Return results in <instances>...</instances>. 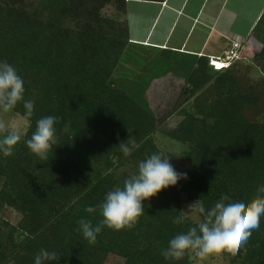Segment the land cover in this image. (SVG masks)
<instances>
[{
  "label": "trees",
  "instance_id": "1",
  "mask_svg": "<svg viewBox=\"0 0 264 264\" xmlns=\"http://www.w3.org/2000/svg\"><path fill=\"white\" fill-rule=\"evenodd\" d=\"M133 1L165 2L0 0V61L16 68L24 99L34 102L12 155L0 152V264H35L42 248L60 255L46 264H106L110 256L124 264H194V254L173 261L161 253L203 216L196 212L180 225L171 218L199 199L210 209L222 194L247 202L264 183V12L253 31L261 49L251 61L243 53L217 71L210 58L133 45L126 20ZM130 48L150 59L121 77L116 73L126 67ZM168 75L185 85L174 112L181 119L178 155L160 147L165 120L149 103L155 81ZM24 111L20 102L12 112L23 117ZM50 115L59 118L57 144L41 160L25 142L36 121ZM128 130L139 147L125 157L119 144ZM153 153L169 156L188 178L144 201L134 228L105 227L90 245L77 221L99 222L106 193L123 187ZM88 206L96 211L85 212ZM6 210L19 217L16 224L1 216ZM221 257L223 264H264V217L236 255Z\"/></svg>",
  "mask_w": 264,
  "mask_h": 264
},
{
  "label": "clouds",
  "instance_id": "2",
  "mask_svg": "<svg viewBox=\"0 0 264 264\" xmlns=\"http://www.w3.org/2000/svg\"><path fill=\"white\" fill-rule=\"evenodd\" d=\"M24 82L16 68L7 61H0V113L12 112L18 103L23 102L25 109L22 119L28 121L34 113V102L24 99ZM59 122L56 116H44L36 121V130L25 143L32 154L41 160L48 159V153L57 144L55 125ZM68 131V127L63 129ZM129 132V139L119 144L125 157L138 148L134 136ZM0 152L5 157L11 156L15 146L21 141L19 124H13L0 117ZM186 173H178L170 163L169 156L153 153L141 160L138 171L124 179L123 187H115L106 193L104 201L97 207L101 219L96 224L88 218L77 221L83 237L90 245H95L98 235L106 227L115 231L132 229L144 214L143 202L150 200L162 190L176 186L181 179L186 180ZM85 212L91 214L96 208L88 206ZM196 211L203 219L186 232L176 234L162 251L165 260L180 261L186 254H194L200 260L220 257L223 254L236 255L246 243L252 232L260 227L264 217V183L258 184L249 201H231L227 194L210 209H206L199 200L187 206V211L180 210V215L171 218V222L180 225L185 217ZM60 255L41 249L35 256V264H46L58 261Z\"/></svg>",
  "mask_w": 264,
  "mask_h": 264
},
{
  "label": "crops",
  "instance_id": "3",
  "mask_svg": "<svg viewBox=\"0 0 264 264\" xmlns=\"http://www.w3.org/2000/svg\"><path fill=\"white\" fill-rule=\"evenodd\" d=\"M264 0L133 1L126 20L133 45L196 57H225L232 41L251 61L262 47L253 37Z\"/></svg>",
  "mask_w": 264,
  "mask_h": 264
},
{
  "label": "rangeland",
  "instance_id": "4",
  "mask_svg": "<svg viewBox=\"0 0 264 264\" xmlns=\"http://www.w3.org/2000/svg\"><path fill=\"white\" fill-rule=\"evenodd\" d=\"M107 11H111L108 9ZM126 55V61L128 62L124 70L121 68L116 73L117 75H122L124 77L131 76L135 72H139L142 68L146 67L148 58L146 55H137L133 48L128 49ZM144 66V67H143ZM121 72H123L121 74ZM121 76V77H122ZM185 89L183 82L175 80L172 75H168L165 79L156 80L153 84V88L149 92V103H151V108L157 113L158 117L164 119V123L160 127V134H158V142L161 148H165L167 151L179 154L181 152V145L177 143L176 139L182 138V133L178 130V124L181 121L175 116V107L179 105L180 94ZM0 117H3L6 121H11L13 124H19L21 135L26 132L29 126L28 121H24L20 115L14 114L13 112L4 114L0 113ZM165 135H170L174 137L175 141H168L165 139ZM185 205V211H187V206ZM1 216L6 220L16 224L19 217L12 211L6 210ZM190 216L192 219L197 218L196 211H192L186 217ZM106 264H124V260L116 256H110ZM194 264H223L222 257H211L208 260H200L198 257H194Z\"/></svg>",
  "mask_w": 264,
  "mask_h": 264
},
{
  "label": "built area",
  "instance_id": "5",
  "mask_svg": "<svg viewBox=\"0 0 264 264\" xmlns=\"http://www.w3.org/2000/svg\"><path fill=\"white\" fill-rule=\"evenodd\" d=\"M244 53V45L241 42L232 41L230 50L225 57H213L209 59V64L217 71L227 69L235 61L241 60Z\"/></svg>",
  "mask_w": 264,
  "mask_h": 264
}]
</instances>
